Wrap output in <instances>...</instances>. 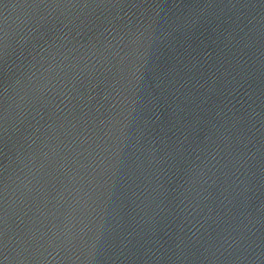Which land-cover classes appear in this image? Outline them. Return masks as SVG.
Segmentation results:
<instances>
[{
  "label": "water",
  "instance_id": "1",
  "mask_svg": "<svg viewBox=\"0 0 264 264\" xmlns=\"http://www.w3.org/2000/svg\"><path fill=\"white\" fill-rule=\"evenodd\" d=\"M0 264H264V0H0Z\"/></svg>",
  "mask_w": 264,
  "mask_h": 264
}]
</instances>
